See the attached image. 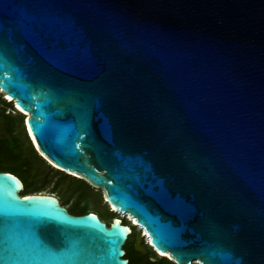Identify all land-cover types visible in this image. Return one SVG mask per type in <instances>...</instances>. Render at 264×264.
<instances>
[{
  "label": "water",
  "instance_id": "1",
  "mask_svg": "<svg viewBox=\"0 0 264 264\" xmlns=\"http://www.w3.org/2000/svg\"><path fill=\"white\" fill-rule=\"evenodd\" d=\"M0 92L156 253L264 264V0H0ZM23 189L0 171V264L129 263L120 217Z\"/></svg>",
  "mask_w": 264,
  "mask_h": 264
},
{
  "label": "rangeland",
  "instance_id": "2",
  "mask_svg": "<svg viewBox=\"0 0 264 264\" xmlns=\"http://www.w3.org/2000/svg\"><path fill=\"white\" fill-rule=\"evenodd\" d=\"M5 97L6 95L4 93H0V171H13L26 182L28 180L21 174L26 175L27 172L32 169V172L36 174L34 187L37 189L33 194L55 195L60 200H64V206L68 209H81L86 207L88 212H96L102 220H105L107 223L109 222V224L114 217H118L119 213L114 212L109 204L106 203L101 190L88 183L93 192L85 194L79 185L72 181L73 178L83 180L82 178L66 174L56 169L47 160H45L46 162L42 160V163L33 162L31 168L27 167L31 162V156L34 155L32 153L34 147L27 135L25 127L26 115L16 110L13 102L3 103L2 100L5 99ZM6 99L8 98L6 97ZM3 113H10L12 116L15 135L9 136L4 134ZM21 123H23L24 129ZM16 135L20 137L18 138ZM27 141L30 143L32 149L25 143ZM123 222L125 224L130 223L127 218H123ZM132 228V236H130L125 246L128 257L131 260L130 264H150L142 255V252L137 249L138 244L139 248L143 249L148 255L153 256L150 258L151 261L165 258L164 255L155 253L153 248H150V245L147 243V238L143 236L144 231L139 226H132ZM168 260L170 259L168 258Z\"/></svg>",
  "mask_w": 264,
  "mask_h": 264
},
{
  "label": "trees",
  "instance_id": "3",
  "mask_svg": "<svg viewBox=\"0 0 264 264\" xmlns=\"http://www.w3.org/2000/svg\"><path fill=\"white\" fill-rule=\"evenodd\" d=\"M2 102H3V103H9L10 101H6V99H3ZM3 121H4V132L9 133V132L12 130V128H11V124H12V121H13V118H12V116L10 115V113H8V114H4V113H3ZM30 147H31V146H30ZM31 149H32V147H31ZM32 153H33L34 155L31 156V162H30L29 166H27V167H30V168H31L33 162H39V163H42V160H43L44 162H46L45 159L42 158V157L37 153V151H36L35 149H32ZM48 165H49V164H48ZM49 166H51V165H49ZM51 167H52V166H51ZM2 171H7V172H10V173L15 174L13 171H9V170H2ZM19 173H20V172H19ZM20 174H21V173H20ZM15 175L18 176L17 174H15ZM21 175L24 176V177H26V179L28 180V181L24 182V180H22V179L18 176V177L22 180V182H23V184H24V189H23L21 195H22V196H25V195L33 194V192H35V191L37 190V189H35L36 187H34V186H35L36 174L33 173V172H32V169H31V170H29V171L27 172L26 175H23V174H21ZM72 181H73L74 183L78 184L79 187L83 190V192H85V194H90L91 192H93L91 186H90L86 181H84V180H78V179H74V178L72 179ZM61 204H62L63 206H64V204H65V202H64L63 199H61ZM68 210H69L71 213L75 214V215H81V214H85V213L88 212V211L86 210V207L81 208V209H73V208H70V209H68ZM93 212H94V211H93ZM94 213H96V212H94ZM114 218H116V217H114ZM114 218H113V219H114ZM123 223H124V222H123ZM124 224H125V223H124ZM107 225H109V222L107 223ZM125 225H128V224H125ZM133 227H135V226H133ZM131 230H132V232H131V234L129 235V237H128L126 243H125V245L123 246L124 249H125V246H126L128 240L130 239V236H132V233H133V228H132V227H131ZM150 248H151V247H150ZM125 251H126V249H125ZM153 251H154V250H153ZM155 253H156V252H155ZM142 255L145 257V259H146L150 264H175V263H173V261L168 260V258H166V257H165V258H162V259H160V260H157V261H151L150 258L153 257V256L148 255V253H146V254H143V253H142ZM125 258H127V259L129 260V263H128V264H130V263H131V260H130V258L128 257V253H127V252L125 253Z\"/></svg>",
  "mask_w": 264,
  "mask_h": 264
},
{
  "label": "bare ground",
  "instance_id": "4",
  "mask_svg": "<svg viewBox=\"0 0 264 264\" xmlns=\"http://www.w3.org/2000/svg\"><path fill=\"white\" fill-rule=\"evenodd\" d=\"M0 93H4V92H0ZM4 94H6V93H4ZM17 109L20 110L22 113H24V114L26 115V117L29 116L28 113L23 112L19 107H17ZM116 212L119 213V216H118V217H120V218L122 219V221H123V218H127V219L130 220L131 222L136 223V222H135V219L132 218V217H130L128 214H122V213H120V212H118V211H116ZM128 225H129L130 227H132V223H129ZM139 227L142 229L141 226H139ZM142 230L144 231V229H142ZM143 235H144V237L147 238V241H148L147 243H148L149 245L152 244L151 241H150V238L147 236V234L145 233V231H144ZM137 246L139 247V244H138ZM160 254H161V253H160ZM162 255H163V254H162Z\"/></svg>",
  "mask_w": 264,
  "mask_h": 264
},
{
  "label": "flooded vegetation",
  "instance_id": "5",
  "mask_svg": "<svg viewBox=\"0 0 264 264\" xmlns=\"http://www.w3.org/2000/svg\"><path fill=\"white\" fill-rule=\"evenodd\" d=\"M20 125V124H19ZM21 125H22V127H23V129H24V125H23V123H21ZM13 126H14V123H13V121H12V124H11V128H12V130L9 132V133H4V134H7V135H9V136H12V135H15V133H14V131H13ZM16 137H20L19 135H16ZM25 143H27V145L28 146H30V143L27 141V142H25ZM70 212V211H69ZM71 213V212H70ZM71 214H73V213H71ZM103 221H105V220H103ZM106 222V221H105ZM107 223V222H106Z\"/></svg>",
  "mask_w": 264,
  "mask_h": 264
},
{
  "label": "snow or ice",
  "instance_id": "6",
  "mask_svg": "<svg viewBox=\"0 0 264 264\" xmlns=\"http://www.w3.org/2000/svg\"><path fill=\"white\" fill-rule=\"evenodd\" d=\"M36 25L34 24L33 27H35Z\"/></svg>",
  "mask_w": 264,
  "mask_h": 264
}]
</instances>
